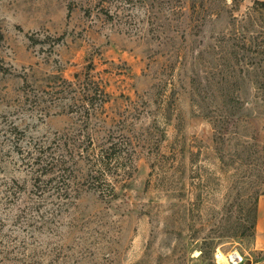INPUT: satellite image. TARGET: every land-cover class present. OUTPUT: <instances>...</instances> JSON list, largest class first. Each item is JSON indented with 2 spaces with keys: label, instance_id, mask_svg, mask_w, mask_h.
Masks as SVG:
<instances>
[{
  "label": "rangeland",
  "instance_id": "rangeland-1",
  "mask_svg": "<svg viewBox=\"0 0 264 264\" xmlns=\"http://www.w3.org/2000/svg\"><path fill=\"white\" fill-rule=\"evenodd\" d=\"M164 1L0 0V264H226L234 250L243 264L264 261L255 229L232 238L236 224L256 225L264 198V9L233 5L227 83L218 40L227 14L199 28L190 0ZM92 87L104 103L84 133L86 117L71 109ZM109 129L151 132L161 159L139 143L116 200L83 193L59 213L30 145ZM203 240L214 253L200 255Z\"/></svg>",
  "mask_w": 264,
  "mask_h": 264
},
{
  "label": "trees",
  "instance_id": "trees-1",
  "mask_svg": "<svg viewBox=\"0 0 264 264\" xmlns=\"http://www.w3.org/2000/svg\"><path fill=\"white\" fill-rule=\"evenodd\" d=\"M160 6L168 5L167 1L155 0ZM192 14H197L196 18L199 23L198 27L204 26V23H212L213 18L221 17L227 14L228 29H223L219 32L218 40L220 44V58L226 59L223 63L221 73L230 69L229 75L224 77L221 74L223 81L229 83L233 80V67L227 63V59L233 58V15L230 11L236 0H190ZM260 7L264 9V1L254 0L252 7ZM214 7H218V14L212 13ZM203 13V15H201ZM108 15V13H106ZM112 20V16H109ZM201 17V18H200ZM200 18V19H199ZM195 21V20H194ZM195 27V26H194ZM196 33V32H195ZM197 34H193V36ZM218 47V46H217ZM92 94L84 96L82 104L79 105L78 110L71 109V112L82 113L86 117L87 122L82 126V131L88 130V121L95 116L96 112L101 108L104 103L103 96L98 90V87H92ZM233 90V106L239 109L241 101ZM97 98L98 106H94L93 99ZM85 101V102H84ZM106 102V101H105ZM247 105L251 102H245ZM79 111V112H78ZM83 116L81 118H83ZM235 117L231 113L223 115L220 119H227ZM79 131L76 135H63L52 136V138L45 139L42 143H34L31 146V151L28 154L29 160L38 167V171L44 177L42 181L43 194L55 195L58 202L56 203V210L59 213L66 212L68 208L78 200L83 193L96 194L100 200L111 203L118 198V189L123 188L127 181L135 172L134 159L136 156V147L139 143L145 146L154 147L155 152L151 151L150 155L155 162L161 159L160 145L158 141L154 142V136H144L141 139L137 136H124L122 134L115 135L111 129L104 131L102 136H94L92 133L82 135ZM98 135V134H97ZM155 143V144H154ZM213 143L217 146L226 144L231 147L241 146L242 142L237 141L231 144L230 140H223L222 138L215 137ZM242 145L245 147H257V144ZM156 167V163L153 164ZM124 196V205L131 209V204L127 201L129 198L126 194ZM128 209V210H129ZM130 211V210H129ZM253 211V209L251 210ZM255 212V209H254ZM176 223H183L187 225L185 219H177ZM235 233L232 238H239L245 236L247 233L255 229V221L252 219L248 226L236 224ZM174 232H172L173 234ZM175 236V235H174ZM177 237L182 241L181 233ZM224 238V236H220ZM193 239V238H192ZM177 241V240H176ZM182 248V242H178ZM202 245L206 249L198 248L200 255L206 252L214 253V242H207L203 240Z\"/></svg>",
  "mask_w": 264,
  "mask_h": 264
},
{
  "label": "crops",
  "instance_id": "crops-1",
  "mask_svg": "<svg viewBox=\"0 0 264 264\" xmlns=\"http://www.w3.org/2000/svg\"><path fill=\"white\" fill-rule=\"evenodd\" d=\"M259 217L255 225L256 249L264 258V198L258 201ZM264 264V261L262 262Z\"/></svg>",
  "mask_w": 264,
  "mask_h": 264
},
{
  "label": "built area",
  "instance_id": "built-area-1",
  "mask_svg": "<svg viewBox=\"0 0 264 264\" xmlns=\"http://www.w3.org/2000/svg\"><path fill=\"white\" fill-rule=\"evenodd\" d=\"M218 259V255L215 257ZM226 264H243L244 257L240 255L237 251H231L225 256Z\"/></svg>",
  "mask_w": 264,
  "mask_h": 264
},
{
  "label": "bare ground",
  "instance_id": "bare-ground-1",
  "mask_svg": "<svg viewBox=\"0 0 264 264\" xmlns=\"http://www.w3.org/2000/svg\"><path fill=\"white\" fill-rule=\"evenodd\" d=\"M218 257H219L218 259H220L221 256L218 255Z\"/></svg>",
  "mask_w": 264,
  "mask_h": 264
}]
</instances>
